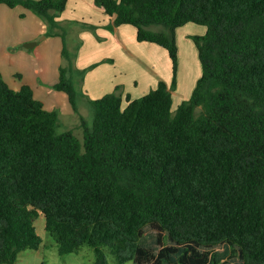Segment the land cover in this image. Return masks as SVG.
I'll return each mask as SVG.
<instances>
[{"label":"trees","instance_id":"trees-1","mask_svg":"<svg viewBox=\"0 0 264 264\" xmlns=\"http://www.w3.org/2000/svg\"><path fill=\"white\" fill-rule=\"evenodd\" d=\"M93 1L114 26H132L137 42L166 51L171 85L87 100L80 142L58 131L57 112L28 86L14 91L0 76V264L39 249L38 217L59 256L87 245L92 264H219V246L241 264H264V0ZM66 2L0 5L31 11L61 36L65 65L53 89L78 115L73 79L86 70L75 69L57 23ZM187 24L206 28L192 38L201 76L173 110L175 34ZM147 227L156 254L140 244Z\"/></svg>","mask_w":264,"mask_h":264},{"label":"crops","instance_id":"crops-1","mask_svg":"<svg viewBox=\"0 0 264 264\" xmlns=\"http://www.w3.org/2000/svg\"><path fill=\"white\" fill-rule=\"evenodd\" d=\"M113 19L96 7L93 0H67L65 10L57 18L58 25L68 30L67 36L69 32L71 41L78 37L82 40L77 53L75 51L71 55L75 59V69L80 72L86 70L82 76L75 74L73 79L79 96L78 115L73 112L67 96L53 89L58 81L59 69L65 65L61 56L62 40L48 32L41 18L20 6L11 9L0 5V35L5 36L4 42L0 43L2 80L14 91L28 86L34 99L41 102L45 111L57 112L59 128L64 131L71 130L68 129L71 126L60 124L63 117H75L79 125L81 116L89 123L88 116H84V110L88 111L87 100H97L111 93L122 98L128 95L131 99H137L134 90L139 87L151 91L159 82L169 87L172 66L166 51L163 49L171 67L169 80H166L168 72L158 71L149 58L153 54L151 52L161 54L159 46L137 42L132 26L116 27ZM75 20L89 25L93 31L64 24ZM66 40L69 43V39ZM65 45L68 50L67 43ZM161 56L163 60L166 59L164 54ZM159 248L153 253L156 254ZM215 249L212 254L223 261ZM224 253L229 256L234 254L226 247Z\"/></svg>","mask_w":264,"mask_h":264},{"label":"rangeland","instance_id":"rangeland-1","mask_svg":"<svg viewBox=\"0 0 264 264\" xmlns=\"http://www.w3.org/2000/svg\"><path fill=\"white\" fill-rule=\"evenodd\" d=\"M67 24L69 27L77 26L78 28H86L87 31H93L92 29H89V25L84 24L82 22L71 21L64 23ZM84 24V25H83ZM81 26V27H80ZM59 28L66 33V35H63L65 37V44L67 43L68 46V52L71 55H74L75 51L77 53V48L81 44L82 40L78 38H73L71 41V38L67 36V31L62 25H59ZM82 30L78 31L81 32ZM1 32V27H0ZM49 32V29H48ZM206 32V28L204 26L196 25V24H187L178 30H176L175 39H176V45L178 48V68H177V74H176V86L172 90V99H173V110L176 109V107L182 103L183 101H186L189 99L191 92L193 88L196 85L197 80L201 76V65L198 61L197 57V51L196 47L194 45V42L192 38L194 36H203ZM79 34V33H78ZM77 34V35H78ZM55 36V35H54ZM60 37L61 36H56ZM5 36L0 35V43L4 42ZM66 38L69 39V43L67 42ZM27 45V44H25ZM67 49V48H66ZM161 54L159 52H151L153 54H150L149 58H151L152 64L157 67L158 71L162 70L165 72H168V75L166 76V80H169L170 76V64L169 60L167 58V55L165 51L158 47ZM162 54L165 55V60L162 58ZM72 57V56H71ZM148 58V59H149ZM150 60V59H149ZM167 64V68L165 69V64ZM172 73V70H171ZM169 85H171V80H169ZM141 86V85H140ZM77 87V86H76ZM150 89L148 88H141L135 89V95H137L138 98L146 95ZM88 111L84 110V116H88L89 123H91L92 120V112L87 108ZM65 118V117H63ZM60 121V124H67L71 126V131L73 134L78 138L80 142H82V131L80 127H78V121L74 118H65ZM87 121V120H86ZM65 122V123H64ZM59 132H63V128H58ZM35 232L41 239V245L38 250H26L17 256V259L14 264H92L93 263V253L91 249L87 245H83L77 252L66 255V256H59L56 250V245L52 237L45 231L44 229V218L38 217L34 222ZM140 244L143 247L149 248L152 251H156L159 246L156 243V232L155 230H152L151 228H145L144 235L142 239L140 240ZM163 244L169 245L170 243L164 239ZM225 247L219 246L217 249H215L216 254H218V257H223V261H220L219 264H241L240 260L237 257V254L233 255H226L224 253ZM105 255L107 257V260L109 263L112 262V258L110 257L109 253L105 250ZM125 264H134L133 262H127Z\"/></svg>","mask_w":264,"mask_h":264}]
</instances>
